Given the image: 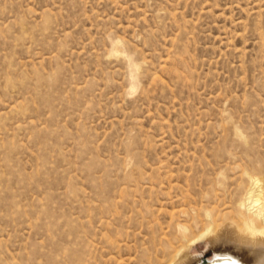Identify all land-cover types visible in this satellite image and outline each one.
<instances>
[{
  "label": "rangeland",
  "instance_id": "1",
  "mask_svg": "<svg viewBox=\"0 0 264 264\" xmlns=\"http://www.w3.org/2000/svg\"><path fill=\"white\" fill-rule=\"evenodd\" d=\"M248 176L264 0H0V264L212 263Z\"/></svg>",
  "mask_w": 264,
  "mask_h": 264
},
{
  "label": "bare ground",
  "instance_id": "2",
  "mask_svg": "<svg viewBox=\"0 0 264 264\" xmlns=\"http://www.w3.org/2000/svg\"><path fill=\"white\" fill-rule=\"evenodd\" d=\"M248 181L249 189L237 207V213L241 220L238 225L231 222L226 226L222 225L223 228H221L222 226L220 227L221 230L216 234V237L214 236V240L226 241L223 245L224 252L220 253L212 263L207 264H264V183L260 178L253 176H248ZM206 216L209 219L211 215L208 213ZM210 232L214 233V230ZM210 232L207 229L206 232L199 235L196 239L174 250L171 257L169 258L168 256V261L165 260L166 258H163L162 261H167L165 264H205L201 259H191L188 252L195 243L209 239ZM211 233L210 235L212 236ZM163 256H165V253ZM140 260H137V262ZM126 262L127 260L123 263L125 264ZM156 263H158V260H156Z\"/></svg>",
  "mask_w": 264,
  "mask_h": 264
}]
</instances>
